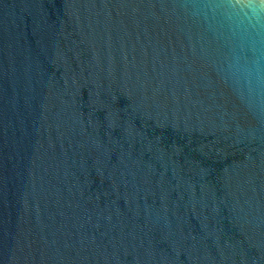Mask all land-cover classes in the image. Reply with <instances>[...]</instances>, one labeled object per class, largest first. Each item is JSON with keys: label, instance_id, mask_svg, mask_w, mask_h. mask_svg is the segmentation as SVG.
Wrapping results in <instances>:
<instances>
[{"label": "water", "instance_id": "1", "mask_svg": "<svg viewBox=\"0 0 264 264\" xmlns=\"http://www.w3.org/2000/svg\"><path fill=\"white\" fill-rule=\"evenodd\" d=\"M0 264H264V0H0Z\"/></svg>", "mask_w": 264, "mask_h": 264}]
</instances>
